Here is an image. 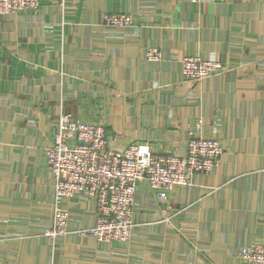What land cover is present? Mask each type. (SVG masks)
<instances>
[{
  "label": "crops",
  "instance_id": "crops-1",
  "mask_svg": "<svg viewBox=\"0 0 264 264\" xmlns=\"http://www.w3.org/2000/svg\"><path fill=\"white\" fill-rule=\"evenodd\" d=\"M124 13L132 27L102 25ZM157 48L159 61L145 52ZM185 56L216 59L220 75L185 81ZM101 125L111 149L186 153L188 132L223 146L219 164L167 200L137 184L127 245L100 243L94 201L64 202L51 225L45 162L59 115ZM264 244V0H40L0 16V264H245Z\"/></svg>",
  "mask_w": 264,
  "mask_h": 264
},
{
  "label": "built area",
  "instance_id": "built-area-1",
  "mask_svg": "<svg viewBox=\"0 0 264 264\" xmlns=\"http://www.w3.org/2000/svg\"><path fill=\"white\" fill-rule=\"evenodd\" d=\"M39 7L40 0H0V16L30 13ZM102 25L128 28L133 20L124 13H107L103 15ZM145 58L159 61L161 53L152 47L145 52ZM226 70L227 66L216 59L185 56L181 60L182 76L189 82H199ZM223 151L220 141L195 131L188 132L183 156L154 154L143 144L111 149L103 126L81 123L69 113L61 114L51 145L45 149L54 190L51 225L43 234L52 240L63 237L68 224L65 200L86 195L94 201L96 224L79 234L100 243L127 245L135 228L133 207L139 181H147L158 199L167 200L175 187H193L195 175L210 173L219 164ZM239 258L245 264H264V244L241 248Z\"/></svg>",
  "mask_w": 264,
  "mask_h": 264
},
{
  "label": "rangeland",
  "instance_id": "rangeland-1",
  "mask_svg": "<svg viewBox=\"0 0 264 264\" xmlns=\"http://www.w3.org/2000/svg\"><path fill=\"white\" fill-rule=\"evenodd\" d=\"M134 203H135V201H134ZM134 208V207H133Z\"/></svg>",
  "mask_w": 264,
  "mask_h": 264
}]
</instances>
